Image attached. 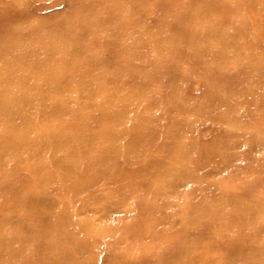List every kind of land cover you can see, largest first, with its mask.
<instances>
[{
    "label": "rangeland",
    "instance_id": "374dc122",
    "mask_svg": "<svg viewBox=\"0 0 264 264\" xmlns=\"http://www.w3.org/2000/svg\"><path fill=\"white\" fill-rule=\"evenodd\" d=\"M85 1L88 3L92 0H4L1 6L9 12L4 21L8 24L13 23L14 28H17V17L11 22L10 10L28 4L31 11L22 19L32 27L43 21L46 11H54L56 19L67 22L78 15H86L96 20L102 11L110 9L109 0H97L93 8L89 9ZM224 1L227 3L222 6L226 7L232 0ZM247 1L250 2L238 10L227 13L225 11L230 19H235L234 21L241 16H254V22L242 28H237L233 22L230 35L233 37L232 44L241 46L247 44L248 49L258 47L264 51V42L258 46L256 43L258 38H264V8H260V5H264V0ZM197 2L181 0L179 5H166L165 0H147L146 3L144 0H138L140 12L143 10L149 14H158L156 18L150 17L147 20L154 38L128 33L120 23L116 25L120 35L114 30H109L108 22L118 17L115 12H111L106 22L97 30L81 36L80 44L91 46L99 42L100 46L79 58V66L86 68L89 59L97 61L101 56L106 62L99 65L94 73L99 75L116 73L119 77L126 74V85L121 82L116 85L117 87L99 91L97 87L99 83L89 80V74L83 79L68 78L72 76L69 72L74 68V64H66L49 72L50 75H55V79L63 80V85H57L55 91L54 88L45 91L44 98L50 99L51 102L59 99L69 100V97H72L71 101H75L73 94L76 90L90 84L98 102L108 92L113 93L112 98H133L135 106L139 109V114H134L133 118L151 112L158 127L155 129V139L144 144L138 153L128 156L126 151H121L117 159L119 166L109 169L105 180L99 182L102 184L112 179V183H116L104 185L105 189L100 193L104 195L97 201L98 208L76 216L79 225H86L77 229L79 236L92 235L95 229L104 233L99 255L109 254L111 258H105L104 263L98 260L94 264H264V120L261 123L258 120L259 117L264 119V93L256 81V78L262 81L264 73L257 74L256 77L251 71L234 74L243 78L244 92L237 95L240 89L238 81L225 79L223 75H230L232 72L229 67L248 61L252 57L248 49L240 47L220 64L226 54L211 55L209 50H204L205 46L219 44L218 32L210 34L209 37L202 32L199 38L193 37L191 43L181 40L179 36L172 38L182 29L174 27L170 18L172 13L179 8L188 9L196 6ZM203 2L206 3L207 0ZM257 2H260L259 7L256 5ZM211 11L213 14L221 15L220 8ZM211 11L205 14V18L197 14L191 18L198 22L206 20V27L211 24L209 18ZM248 29H252L251 36L246 33ZM50 31L51 33L40 43L54 44L53 46L58 48L52 53L37 48L32 59L44 61L42 70L38 68L36 71L39 73L38 77L49 69L48 65L52 60L66 55L65 49L61 46L71 40L64 32ZM39 38L40 36H32L21 41L25 45L34 46L38 44ZM108 39L111 42H108ZM12 41L15 42L16 39L12 38ZM125 42L128 45L126 59L122 58L124 54L120 52V47ZM197 50L200 53H197ZM156 54L158 55L154 58ZM164 58L178 63L177 80L171 76L149 80L146 83H133L128 80L131 75L134 77L150 75L157 61ZM9 61L13 66L23 65L15 60ZM26 63L33 67L30 66L32 62ZM52 64L56 67L60 63L54 60ZM215 73L220 77L216 78ZM42 79L43 77L38 80ZM206 82L209 86L204 88ZM205 91L213 92V95L222 99L221 102L217 105H214L215 102L209 106L201 105L195 111L192 110L195 99H206L203 95ZM183 97L188 102L186 107L189 110L184 115L175 110L168 114L165 110V100L178 101ZM70 106L76 110L79 108V105ZM199 113L203 118L197 121L199 126L196 125L194 129L204 127V123L206 129L197 131L184 125L174 132L173 126H177L178 121L185 122L194 116L201 118ZM59 114H62L60 110L55 111L53 117ZM23 117L30 120L36 116H31L30 113ZM73 118L64 117L63 125L80 123ZM84 129L86 128L82 130ZM100 131L101 127L94 125L83 135ZM225 132H228L226 137ZM13 134L18 135L19 132L16 130ZM174 135H177L175 142ZM197 139L208 145L205 148H195L188 153L180 151L172 153L168 149L172 143L182 146ZM119 140L120 143L124 141L121 138ZM159 141H163L159 149L157 161L159 164L156 165L153 160H142L140 154L154 150ZM129 142L131 139L126 137V143ZM46 148L53 151L51 146ZM93 150V147L88 148L89 158ZM191 156L197 158L198 163L192 162ZM127 159L132 160V166L126 165ZM181 161L185 163L183 168L172 167L159 175L152 172L157 167L169 165L171 162L182 163ZM199 164L200 166L205 164L203 173L195 171L196 165ZM19 165L16 158H9L0 164V183L4 179L8 184L19 181L22 190L30 192V184L22 183L23 175L27 176L29 172ZM191 166L194 167L192 172L189 171ZM179 170H183L180 171L183 173V179L179 178L180 182H174L173 176ZM49 195L60 196L54 191H50ZM9 205L11 204L7 203L6 198L0 195V220L7 216L6 212L13 213ZM4 207L5 212H1ZM10 226L17 227L18 224L11 221ZM92 247L89 246V250L86 251L90 258L95 252ZM16 262H19V259Z\"/></svg>",
    "mask_w": 264,
    "mask_h": 264
},
{
    "label": "bare ground",
    "instance_id": "6f19581e",
    "mask_svg": "<svg viewBox=\"0 0 264 264\" xmlns=\"http://www.w3.org/2000/svg\"><path fill=\"white\" fill-rule=\"evenodd\" d=\"M4 0H0V164L4 163L9 158H16L20 163V167L29 172L27 176L22 177V183L30 184V192H25L21 188V183L15 181L11 184L4 179L0 183V195L7 200L9 208L13 213L6 212V217L0 220V264H91L105 262V258L111 256L109 254H100V243L104 240V233L98 229L94 230V234L79 236L77 229L85 224H80L76 221V216L83 212L98 208L97 201L100 194L104 191V185L110 186L112 179L103 182L107 176L108 170L119 166L118 156L121 151H126V155L130 156L136 153L144 144H148L155 139L154 115L151 112H145L139 115L136 119L134 114H139V109L131 97L112 98L113 93H107L98 102L96 93L90 84L79 87L69 100L59 99L51 102L50 99L44 98L47 89H57V85H63V80L60 81L50 75L51 69H59L66 64H74L70 70L72 76L70 79L79 77L97 81L99 91H106V88L117 87L121 82L126 85V74L117 76L116 73L96 74L95 69L106 62L103 57H99L96 61L89 59L87 67L79 66L78 59L83 58L91 49H98L99 42L94 45L80 44L79 40L85 33L97 30L99 26L106 22L107 17L111 12H115L118 17L108 22V28L120 35L116 25L120 23L126 28V32L142 35L147 38H154L147 24L148 18H156L157 13L149 14L143 10L140 12L138 0H109L110 9H105L96 20L90 19L86 15H78L71 18L67 22L61 19H56L54 11H46L43 21L37 26H30L25 23L22 18L27 16L31 11L29 4L25 7H14L11 12V22L17 17V28L13 27V23H6L4 18L9 14L7 10L1 6ZM92 0L88 4V9L93 8ZM147 0H144L146 3ZM181 0H165L166 5H179ZM198 1L196 6L191 8H179L172 13L171 19L174 27L182 28L175 36H179L181 40H186L191 43L193 37L199 38L201 33L209 37L214 32L219 33V44L205 46L204 50H209L211 55H225L222 59V64L225 58L235 53L240 47L248 49L247 44L244 46L232 44L231 37L232 24L242 28L254 22L252 15L241 16L237 21L234 18L227 16L228 11L238 10L242 8L247 0L230 1L226 7L222 5L227 3L224 0H189ZM200 2V3H199ZM264 4V3H263ZM256 5L259 7L260 2ZM146 8V7H144ZM214 8H220V14H213ZM260 8H264V5ZM211 9V10H210ZM211 11L209 18L211 24L205 27L204 22L194 20L192 15L197 14L205 18V14ZM226 11V13H225ZM161 24V23H160ZM81 26V27H80ZM61 31L70 37L68 44L62 45L66 55L60 59H54L58 66L53 67L52 62L48 65L49 69L38 77V71L42 70L44 61L41 59H32V56L37 51V48L43 49L46 52L52 53L58 47L40 43L46 35L51 31ZM123 29V31L125 30ZM247 34H252V29L246 31ZM40 36L37 45H25L21 39ZM12 38L16 39L15 42ZM108 42H111L108 39ZM264 42V38L256 40L257 46ZM115 43V42H114ZM112 43V45L114 44ZM232 44V45H231ZM99 45V46H98ZM126 42L120 47V52L124 54L122 58L126 59ZM252 57L248 61H243L237 65L229 67L232 72L230 75L224 74L223 78L237 80L240 84V89L237 95L244 92L243 78L238 74L241 71L254 72L257 74L264 73V51L261 48L248 49ZM200 53L199 50L196 51ZM153 56L154 58L157 56ZM171 56H173L170 53ZM15 60L19 65H11L9 60ZM26 61L32 62L29 67ZM252 65V66H251ZM53 67V68H52ZM178 63H173L167 58H164L153 66L151 74L145 77L129 76L128 80L133 83H146L149 80H159L164 76H171L178 79L177 76ZM215 77L220 75L215 73ZM256 78L257 85L264 93V77ZM37 82V83H36ZM209 86L206 82L204 88ZM186 91V89H185ZM204 98H197L193 101L192 110H196L201 105L209 106L215 102L217 105L221 100L213 95V92H204ZM54 97V96H53ZM166 112L170 114L173 110L184 115L189 109L186 107L187 100L183 97L178 101L165 100ZM70 105L77 106L76 110ZM74 109V110H70ZM60 110L62 114L55 115V111ZM198 111V110H197ZM36 116L30 120L25 119L26 114ZM66 116L74 117V121L79 124L64 126L62 119ZM195 117L185 122L178 121L179 124L173 126L174 132H177L184 125L192 130L206 129L204 127L194 129L203 118ZM45 119H53L45 121ZM4 121H2V120ZM55 119V120H54ZM259 122H263V118H258ZM117 122V123H115ZM98 125L101 131L95 134L83 135L90 127ZM83 128H86L82 130ZM18 131V135H14V131ZM228 132L224 133L226 137ZM126 137L131 139V142L126 143ZM124 141L120 143L119 139ZM177 135H174V140ZM163 141H159L154 150L150 152H142L140 157L142 160H153L156 165L159 163V149ZM208 145L204 141L196 140L186 142L182 146H176L173 143L169 145V150L172 153H188L195 148H205ZM51 146L53 151L46 147ZM93 147L94 150L89 158L88 148ZM140 151V150H139ZM138 151V152H139ZM137 152V153H138ZM179 152V153H180ZM47 155V156H46ZM191 161L198 163V159L191 156ZM127 166H132V160L127 159ZM182 162V161H181ZM189 162V161H188ZM185 163L174 162L163 167H157L153 170L155 174L170 169L184 167ZM196 165L195 171L203 173L204 165ZM163 169V170H162ZM176 172L174 174V182L183 179V173ZM189 171H194V167H190ZM180 178V179H179ZM43 186H46L44 188ZM196 188V186H193ZM50 191L57 192L59 197H51ZM71 201V202H70ZM8 208V207H7ZM3 210V208L1 209ZM6 208L1 212H5ZM9 214V215H8ZM11 221H16L18 226L12 227ZM95 236V237H94ZM93 245V247H92ZM91 246L95 252L87 256V250ZM19 259V262L16 260Z\"/></svg>",
    "mask_w": 264,
    "mask_h": 264
}]
</instances>
